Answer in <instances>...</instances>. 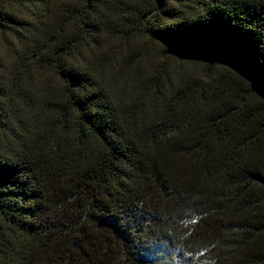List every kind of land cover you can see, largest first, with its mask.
<instances>
[{
	"label": "trees",
	"instance_id": "obj_1",
	"mask_svg": "<svg viewBox=\"0 0 264 264\" xmlns=\"http://www.w3.org/2000/svg\"><path fill=\"white\" fill-rule=\"evenodd\" d=\"M0 264H264V0H0Z\"/></svg>",
	"mask_w": 264,
	"mask_h": 264
},
{
	"label": "rangeland",
	"instance_id": "obj_2",
	"mask_svg": "<svg viewBox=\"0 0 264 264\" xmlns=\"http://www.w3.org/2000/svg\"><path fill=\"white\" fill-rule=\"evenodd\" d=\"M137 43L139 45H142V44L145 43L148 48L151 47L150 50L151 51L153 50V52H155L154 54L160 53V52H162L164 50V48H163L164 45L162 43H160L159 41H156V40H152L150 42L148 39L147 40L146 39H142V40H138ZM166 51L168 53V56H171L169 60H172V59L178 60L177 56L170 49H168ZM198 60H199V62H197V63H200L201 61H203L202 58H199ZM188 61L189 60L181 59V62L184 64V66L192 67V64L190 62H188ZM215 64L219 65L221 67H225L226 69H228L230 71H235L237 73L241 72V70L237 66H235V65H233V64H231V63H229L227 61H224V60H216Z\"/></svg>",
	"mask_w": 264,
	"mask_h": 264
}]
</instances>
